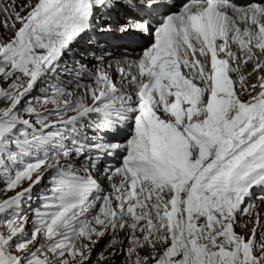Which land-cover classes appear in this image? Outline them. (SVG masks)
<instances>
[{
	"label": "snow or ice",
	"instance_id": "6c2138e0",
	"mask_svg": "<svg viewBox=\"0 0 264 264\" xmlns=\"http://www.w3.org/2000/svg\"><path fill=\"white\" fill-rule=\"evenodd\" d=\"M172 7L0 0V264H264V0ZM120 8L150 45L70 65Z\"/></svg>",
	"mask_w": 264,
	"mask_h": 264
},
{
	"label": "rangeland",
	"instance_id": "374dc122",
	"mask_svg": "<svg viewBox=\"0 0 264 264\" xmlns=\"http://www.w3.org/2000/svg\"><path fill=\"white\" fill-rule=\"evenodd\" d=\"M73 56H74V55H73ZM74 57H75V59H73L72 57H68V59H69V60H72V61H73V60L76 61V58H78V57H76V56H74ZM252 82H254V79L252 80Z\"/></svg>",
	"mask_w": 264,
	"mask_h": 264
},
{
	"label": "bare ground",
	"instance_id": "6f19581e",
	"mask_svg": "<svg viewBox=\"0 0 264 264\" xmlns=\"http://www.w3.org/2000/svg\"><path fill=\"white\" fill-rule=\"evenodd\" d=\"M112 63H113V62H112ZM112 63H111V64H112ZM254 78H255V76L252 77V80H253ZM257 202H258V201H257Z\"/></svg>",
	"mask_w": 264,
	"mask_h": 264
}]
</instances>
